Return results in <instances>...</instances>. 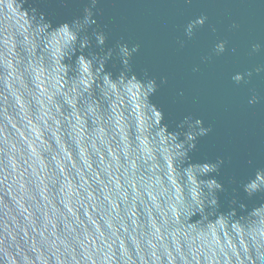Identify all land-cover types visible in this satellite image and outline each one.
<instances>
[{
  "label": "clouds",
  "instance_id": "9594fccd",
  "mask_svg": "<svg viewBox=\"0 0 264 264\" xmlns=\"http://www.w3.org/2000/svg\"><path fill=\"white\" fill-rule=\"evenodd\" d=\"M100 2L84 0L81 16L53 27L36 8L23 9L25 0H0V264H260L264 166L249 161L248 175L227 181L259 202L249 207L233 188L222 209L217 177L226 159L190 156L211 126L190 115L176 131L161 123L149 99L156 78L131 71L140 45L105 50V33L97 26L89 34ZM207 19L189 20L186 40ZM93 40L99 51L90 50ZM227 43L218 40L201 62L212 63ZM262 49L252 43L249 54ZM109 60L122 67L115 78ZM262 72L256 66L231 80L248 84ZM250 91L247 103H258Z\"/></svg>",
  "mask_w": 264,
  "mask_h": 264
},
{
  "label": "water",
  "instance_id": "95a60500",
  "mask_svg": "<svg viewBox=\"0 0 264 264\" xmlns=\"http://www.w3.org/2000/svg\"><path fill=\"white\" fill-rule=\"evenodd\" d=\"M84 6V0H67L65 5L58 0H25L22 8H36L55 27L81 16ZM93 13L96 24L89 34L98 26L106 35L105 50L115 49L117 42L140 45L132 56L131 71L141 79L156 78L158 87L149 99L163 112L162 124L176 131V124L190 115L199 117L204 127L211 126L212 131L196 141L190 156L194 162L217 156L226 159L217 177L226 190L218 194L221 208L227 207L233 188L249 207L257 204L256 197L249 200L227 181L248 175L249 161L264 166V72L254 73L248 84L236 85L231 80L235 72L264 65V49L249 54L252 43L264 44V0H192L191 4L184 0H101ZM201 14L207 21L193 39L186 40L183 26ZM233 21L239 24L237 30L229 29ZM62 40V36L53 37L51 47L55 49ZM177 40H185L183 48ZM218 40L228 42L225 53L212 63H202L201 57ZM94 43L90 50L99 51ZM232 47L237 49L235 54ZM194 66L199 68L196 73ZM105 70L115 78L122 67L118 60H109ZM161 76L167 77V84L160 85ZM250 89L261 97L256 104L247 103ZM181 90L184 95L178 97ZM129 95L134 97L135 92ZM258 211L264 213V209Z\"/></svg>",
  "mask_w": 264,
  "mask_h": 264
}]
</instances>
